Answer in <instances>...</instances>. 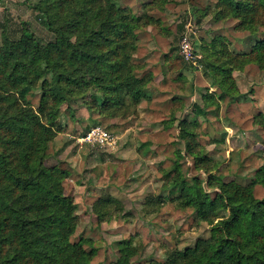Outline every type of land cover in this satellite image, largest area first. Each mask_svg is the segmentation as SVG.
<instances>
[{"label":"trees","instance_id":"16d2710c","mask_svg":"<svg viewBox=\"0 0 264 264\" xmlns=\"http://www.w3.org/2000/svg\"><path fill=\"white\" fill-rule=\"evenodd\" d=\"M37 1L30 7L44 16L54 39L44 42L23 27L19 38L3 31L0 44V264H94L93 241L74 239L79 206L65 190L74 167L62 160L49 164L65 146L58 109L81 99L91 113L103 117L136 113L153 78L151 73L137 74L138 32L153 20L121 8L115 0ZM188 1L199 12L209 11L216 2L218 16L240 21L238 26L251 33L264 26V0ZM194 16L201 24V16ZM186 25L182 22L178 31H186ZM224 56L219 65L205 61L206 69L212 70L214 93L221 92L210 95L217 98L213 102L217 110L235 88L232 69L255 63L264 70V36L249 54ZM188 64L193 65L177 53L168 66L178 79ZM38 93L40 103L35 107L30 99ZM196 111L207 115L199 107ZM180 124L186 155L207 179L200 174L188 178L176 162L168 195L158 200L191 208L199 221L212 226L211 235L194 247L169 251L165 262L151 264H264V198L256 197L255 183H226L212 175L211 157L198 141L200 121L184 119ZM259 172L264 175V169ZM205 183L216 191L214 197ZM122 206L120 199L109 195L93 208L103 221L121 212ZM121 252L114 264H130L136 255L130 242Z\"/></svg>","mask_w":264,"mask_h":264},{"label":"rangeland","instance_id":"374dc122","mask_svg":"<svg viewBox=\"0 0 264 264\" xmlns=\"http://www.w3.org/2000/svg\"><path fill=\"white\" fill-rule=\"evenodd\" d=\"M0 1L4 4L0 44L3 31L19 38L23 27L44 42L54 39L44 16L24 3L30 7L39 1ZM115 2L137 16L153 20L138 32L134 55L139 66L137 74L140 77L153 74L147 86L148 97L136 113L126 118L91 113L81 99L62 105L58 114L65 146L49 164L62 160L74 167V173L65 181L67 195L79 206L80 225L74 239L93 241L97 250L94 264H114L128 242L136 250L130 264L162 263L167 261L169 251L194 247L199 239L209 238L212 229L209 223L199 221L191 208L158 200L168 195L176 162L182 165L188 178L200 174L207 179L194 169L192 157L186 155L187 144L179 136L184 119L200 121L196 132L203 153L211 157L212 175L226 183L236 181L244 186L255 183L256 197L264 198V175L259 172L264 169V70L255 63L232 69L235 88H230V96L220 102L217 110L213 103L217 98L211 99L210 95L221 92L214 93L212 70H207L205 63L207 60L210 65H219L217 61L224 60L225 52L239 57L249 54L263 38L264 26H259L256 33L243 30L238 26L240 21L216 14V2L209 11L201 12L188 0ZM195 13L201 16V24L197 23ZM182 22L187 23L186 31L180 33L178 25ZM184 38L191 43L195 59L193 65L188 64L183 70V76L176 79L168 64L177 53L181 55ZM37 95L30 99L35 107L41 98ZM197 107L207 115L197 114ZM96 127L111 133L112 146L101 147L84 140ZM205 187L214 197L216 191L206 183ZM109 195L120 199L122 211L100 221L94 204Z\"/></svg>","mask_w":264,"mask_h":264},{"label":"built area","instance_id":"2783aa9c","mask_svg":"<svg viewBox=\"0 0 264 264\" xmlns=\"http://www.w3.org/2000/svg\"><path fill=\"white\" fill-rule=\"evenodd\" d=\"M181 55L187 63H193V60L195 59L191 43L187 38H184L181 43ZM84 140L91 141L94 145L101 147L112 146L114 144V139L111 133L102 127L92 129Z\"/></svg>","mask_w":264,"mask_h":264},{"label":"crops","instance_id":"0c3cea01","mask_svg":"<svg viewBox=\"0 0 264 264\" xmlns=\"http://www.w3.org/2000/svg\"><path fill=\"white\" fill-rule=\"evenodd\" d=\"M26 1H27V0H26ZM24 3H25V5H26L31 11H33V10L31 9V7H29L28 4H27L25 1H24ZM2 5H4V4H3L2 1H0V19H1V16H3V14H4V13H2V11H4V10H3L4 8L2 7ZM0 24H1V22H0Z\"/></svg>","mask_w":264,"mask_h":264}]
</instances>
